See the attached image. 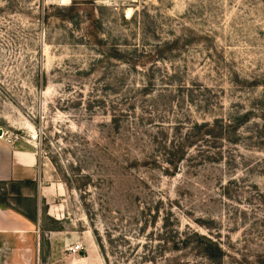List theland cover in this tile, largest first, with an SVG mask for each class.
<instances>
[{"label":"rangeland","instance_id":"rangeland-1","mask_svg":"<svg viewBox=\"0 0 264 264\" xmlns=\"http://www.w3.org/2000/svg\"><path fill=\"white\" fill-rule=\"evenodd\" d=\"M2 131L103 264H264V0H0Z\"/></svg>","mask_w":264,"mask_h":264},{"label":"crops","instance_id":"crops-1","mask_svg":"<svg viewBox=\"0 0 264 264\" xmlns=\"http://www.w3.org/2000/svg\"><path fill=\"white\" fill-rule=\"evenodd\" d=\"M48 180L35 142L0 140V264H103L92 245L78 257L64 252L79 237L65 227V205L55 204L62 189Z\"/></svg>","mask_w":264,"mask_h":264},{"label":"built area","instance_id":"built-area-1","mask_svg":"<svg viewBox=\"0 0 264 264\" xmlns=\"http://www.w3.org/2000/svg\"><path fill=\"white\" fill-rule=\"evenodd\" d=\"M2 139H5L8 143H15L19 140V137L17 135L14 137L8 136L7 133L2 131V132H0V140H2ZM37 234L40 237V230H37ZM84 251H86V247L82 242L76 243L75 245H73L69 248V252H70L71 256H79V255L83 254Z\"/></svg>","mask_w":264,"mask_h":264}]
</instances>
